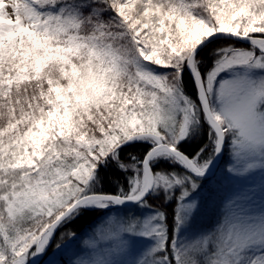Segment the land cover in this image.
<instances>
[{
	"label": "snow or ice",
	"instance_id": "6c2138e0",
	"mask_svg": "<svg viewBox=\"0 0 264 264\" xmlns=\"http://www.w3.org/2000/svg\"><path fill=\"white\" fill-rule=\"evenodd\" d=\"M0 264H264V0H0Z\"/></svg>",
	"mask_w": 264,
	"mask_h": 264
},
{
	"label": "rangeland",
	"instance_id": "374dc122",
	"mask_svg": "<svg viewBox=\"0 0 264 264\" xmlns=\"http://www.w3.org/2000/svg\"><path fill=\"white\" fill-rule=\"evenodd\" d=\"M226 163L227 160L225 164ZM225 164L218 168L215 174L216 177L213 179L211 184V191L205 189L201 193L204 200V206L201 209L200 215L196 221V227L198 229H207L216 223L220 215L221 206L228 197L236 193H242L249 185L259 184V176L252 177L246 181L226 178L223 175ZM221 193L223 194V198H220ZM90 230L91 229L86 231V233H89ZM137 247L143 248V244H140ZM73 248H75V245H73Z\"/></svg>",
	"mask_w": 264,
	"mask_h": 264
},
{
	"label": "trees",
	"instance_id": "16d2710c",
	"mask_svg": "<svg viewBox=\"0 0 264 264\" xmlns=\"http://www.w3.org/2000/svg\"><path fill=\"white\" fill-rule=\"evenodd\" d=\"M226 160H227V156L224 157L220 167L223 164H225ZM211 184H212V182H211ZM211 184L206 186L205 189H208V190L211 189ZM220 198H223L222 193L220 194ZM150 203L153 205V209H155V210L156 209L165 210L164 208L161 207L162 202L160 200H153V201H150ZM166 211L170 215L172 212V209L167 208ZM101 215L102 214L100 212H93V213L86 214L83 217H80V218L74 220L73 222L69 223L66 226L65 231H72V232H75L77 235H80L82 233H86V231L91 229L92 226L99 221Z\"/></svg>",
	"mask_w": 264,
	"mask_h": 264
},
{
	"label": "water",
	"instance_id": "95a60500",
	"mask_svg": "<svg viewBox=\"0 0 264 264\" xmlns=\"http://www.w3.org/2000/svg\"><path fill=\"white\" fill-rule=\"evenodd\" d=\"M222 161H223V159H222V160L219 162V164L217 165V170H218V168L220 167ZM217 170H216V172H217Z\"/></svg>",
	"mask_w": 264,
	"mask_h": 264
}]
</instances>
